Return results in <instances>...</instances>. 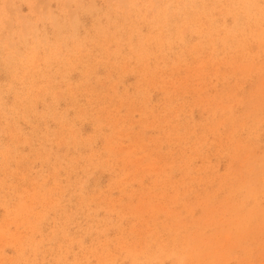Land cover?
Wrapping results in <instances>:
<instances>
[{
    "label": "rangeland",
    "instance_id": "rangeland-1",
    "mask_svg": "<svg viewBox=\"0 0 264 264\" xmlns=\"http://www.w3.org/2000/svg\"><path fill=\"white\" fill-rule=\"evenodd\" d=\"M0 264H264V0H0Z\"/></svg>",
    "mask_w": 264,
    "mask_h": 264
}]
</instances>
